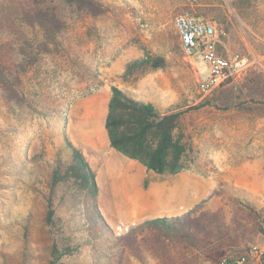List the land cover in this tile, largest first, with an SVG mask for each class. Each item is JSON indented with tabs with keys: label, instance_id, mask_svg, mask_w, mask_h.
Instances as JSON below:
<instances>
[{
	"label": "rangeland",
	"instance_id": "1",
	"mask_svg": "<svg viewBox=\"0 0 264 264\" xmlns=\"http://www.w3.org/2000/svg\"><path fill=\"white\" fill-rule=\"evenodd\" d=\"M101 1L111 11L87 20L88 34L79 24L70 36L74 66L46 60L44 68L56 70L57 76L35 101L36 112L15 103L8 110L0 96V264H48L51 237L43 217L51 170L57 162H69L64 134L94 172L97 206L115 236L146 220L140 214L143 207L166 206L176 182L190 189V201L180 208L177 194V210L169 211V216L159 211L155 217L180 216L208 201L201 213L222 208L223 242L234 241L190 245L144 231L135 243L93 240L68 264H220L222 258L243 255L253 246L263 251L264 0ZM188 10L215 24L220 55L244 61L236 77L208 93L198 89L208 76L206 64L199 53L185 56L174 27L176 15ZM157 57L164 60L163 68L145 67L125 75L129 64ZM95 71L101 81L97 87ZM113 86L152 104L159 114L183 112L180 130L196 153L189 170L157 175L117 155L131 165L108 174L104 164L115 152L101 145L88 153L80 149L87 132L106 136L104 119ZM43 107L54 110L46 112ZM104 175L109 196L102 184ZM81 195L59 213L74 211L81 219L78 215L87 211ZM101 196H108L110 206L99 200ZM246 264L260 263L249 258Z\"/></svg>",
	"mask_w": 264,
	"mask_h": 264
},
{
	"label": "trees",
	"instance_id": "2",
	"mask_svg": "<svg viewBox=\"0 0 264 264\" xmlns=\"http://www.w3.org/2000/svg\"><path fill=\"white\" fill-rule=\"evenodd\" d=\"M110 11V6L101 0H0V96L7 109L15 103L36 112L35 101L39 100L43 89L48 88V82L57 76L56 70L44 68L46 60H52L55 65L62 60L74 66L70 36L79 24L85 28L87 20ZM85 30L88 34L89 29ZM145 67L163 68L164 60L159 57L140 59L127 66L125 75ZM98 78L95 71L92 79L97 82L96 87L101 85ZM43 109L50 113L54 110ZM182 115L179 111L159 114L152 104L113 86L104 119L109 147L157 175H176L189 170L196 153L180 130ZM63 142L69 162L67 165L57 162L51 170L43 217L51 237L48 264H68L81 253L82 247L97 239H106L114 245L122 239L135 243L136 237L144 231L183 239L190 245H231L234 242H223L222 208L201 213L208 201L180 216L145 220L125 235L115 236L97 206L94 172L65 134ZM78 193L82 194V205L87 210L78 215L81 219H76L74 211L60 214L63 205L76 202ZM249 209L259 213L251 206ZM79 225L90 231L81 232Z\"/></svg>",
	"mask_w": 264,
	"mask_h": 264
},
{
	"label": "built area",
	"instance_id": "3",
	"mask_svg": "<svg viewBox=\"0 0 264 264\" xmlns=\"http://www.w3.org/2000/svg\"><path fill=\"white\" fill-rule=\"evenodd\" d=\"M193 6L191 1L190 8ZM174 27L185 56L192 57L199 53L208 68V76L198 84L199 91L208 93L240 73L243 60L219 54V37L214 23L205 21L188 10L176 15ZM249 258H255L260 264H264V250L253 246L243 255L222 258L220 264H246Z\"/></svg>",
	"mask_w": 264,
	"mask_h": 264
},
{
	"label": "crops",
	"instance_id": "4",
	"mask_svg": "<svg viewBox=\"0 0 264 264\" xmlns=\"http://www.w3.org/2000/svg\"><path fill=\"white\" fill-rule=\"evenodd\" d=\"M108 100H109V98H108ZM86 137L88 138L87 141L83 142V144H80V147H81L80 149L84 153H88V150L96 149V148H98L101 145V146H103L105 148H109L110 150L115 152L114 154L119 155L123 159L128 160V161H132V160H129V159L123 157L122 155L118 154L116 151L111 149L109 147L107 136L102 138V137H97L96 135L93 136V134L91 132H87V136ZM177 194L179 195V198H178L179 205L182 206L180 208H184L185 204L187 202V199H188V201H190V199H191V191H190V189L186 190L184 185H181V184H178L176 182H173L171 184L170 192H169V194H167V199H168L169 202L166 204V206L158 207V208L143 207L141 209L140 214L143 217H145L146 220L156 218L155 216L158 215L156 213L159 212V211L163 212L165 214V216H169L170 215L169 211L177 210L176 202H175V200H176L175 196ZM108 196H109V193H108ZM169 199H171V200H169Z\"/></svg>",
	"mask_w": 264,
	"mask_h": 264
},
{
	"label": "bare ground",
	"instance_id": "5",
	"mask_svg": "<svg viewBox=\"0 0 264 264\" xmlns=\"http://www.w3.org/2000/svg\"><path fill=\"white\" fill-rule=\"evenodd\" d=\"M107 155H109V154H107ZM100 160H98V162H99ZM125 164H127V165H131L129 162H126L125 160H123V159H121L119 156H117V155H114V154H110V157H109V159H106V161H105V164H104V167L107 169L106 171H107V173L108 174H112V173H116V171L118 170V169H120L121 167H125L126 165ZM125 165V166H124ZM124 171H126V170H124ZM123 172V171H122ZM107 175H104V178H103V182H102V184L104 185V190H106V192L108 193V190H109V188H108V186H107ZM109 183V182H108ZM123 183V182H122ZM132 183H130V185H131ZM102 185V186H103ZM126 185H127V182H126ZM129 185V186H130ZM121 186H123V184L121 185ZM121 186L119 187V188H115V191L118 193V192H120V189H122L121 188ZM132 192H134L135 190L134 189H130ZM122 192V191H121ZM122 197V196H121ZM103 198L105 199V200H103ZM119 199H122V198H119ZM99 200H101V201H103V203L108 207V206H110V202H108L109 201V198H108V196H101V198L99 199Z\"/></svg>",
	"mask_w": 264,
	"mask_h": 264
}]
</instances>
